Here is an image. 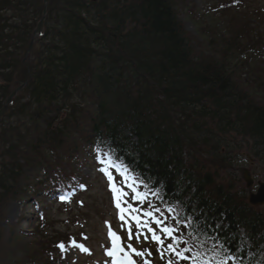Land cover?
Wrapping results in <instances>:
<instances>
[{
  "label": "trees",
  "instance_id": "trees-1",
  "mask_svg": "<svg viewBox=\"0 0 264 264\" xmlns=\"http://www.w3.org/2000/svg\"><path fill=\"white\" fill-rule=\"evenodd\" d=\"M29 1L34 25L41 0H0V12L21 14ZM187 1L49 0L39 46L30 52L34 63L27 66L21 57L30 30L0 27V52L12 44L15 53V66L7 52L0 55V70L8 72L0 84L15 85L14 73L20 84L29 72L20 93L26 102L14 101L11 110L17 119L34 118L14 145L7 131L0 134V224L10 202L26 200L31 190V200L66 190L82 167L108 154L155 190L159 203L180 209L176 223L187 222L182 235L204 257L221 243L246 262L240 228L254 247L264 242V214L199 162L204 156L211 167L228 169L246 148L264 164L262 73L228 57L231 38L202 47L181 20ZM76 98L80 107L72 103ZM3 238L0 228V243ZM39 256L5 260L31 264Z\"/></svg>",
  "mask_w": 264,
  "mask_h": 264
},
{
  "label": "rangeland",
  "instance_id": "rangeland-1",
  "mask_svg": "<svg viewBox=\"0 0 264 264\" xmlns=\"http://www.w3.org/2000/svg\"><path fill=\"white\" fill-rule=\"evenodd\" d=\"M188 1L187 8L183 9L185 14L181 15V20L184 29L193 36L202 47H206L205 43L208 42V40L217 42L219 40V35L223 36L228 33L233 39L238 34H241L243 39L238 41L234 38V43L230 46L229 53L227 52L228 57L230 54L233 60L238 59L243 61L244 59H241L237 54L238 50L243 49L244 51H247L257 48V59L264 67V0H243L242 2H234L231 4L230 2L232 0ZM223 1L226 2L227 5H218ZM32 3L33 1H29L28 4L25 3L24 11L21 14L18 10L13 9H5L0 12V17L3 19L0 21V27L7 25L8 27L24 28L27 32L30 30V37L27 41V50L25 55L21 57V63L24 59V63H22L23 65L34 63L35 56L30 52L34 45L37 47L39 46L36 44L37 38L33 36V31L35 30L39 19L34 25L33 21L30 20V17L34 16L32 14ZM41 5L43 6V0H41ZM229 5L233 6V11L228 13ZM214 8H216L219 14L222 13L221 17L220 15L217 16L215 14L216 12L214 11ZM187 11H190L191 14ZM224 16L226 17L228 25L226 31L223 29L225 21V18H223ZM20 31L23 33L26 32L21 29ZM252 43L253 45L249 46ZM214 47L215 46L211 48ZM216 48H218V46H216ZM218 49L220 52L223 51L222 46H219ZM5 52H7L4 56L6 60L10 65L15 66V53L12 44H8L6 51L1 50L0 55H4ZM0 58L2 57L0 56ZM257 67L259 68L260 65ZM2 73L8 72L0 70V76ZM16 75L17 73L13 74V80L16 84L14 85V82L12 81V87H10V83L0 84V109L3 107L5 100L10 97L11 94L12 103L16 101V104L20 106L22 103L26 102L24 94H20L23 89L17 88L24 83L25 86L27 85L30 79V73L28 72L25 81L20 84L17 83L18 79L15 77H18V75ZM253 85L255 84L253 83ZM3 90H7V95L4 98L1 97V91ZM72 103L77 104L79 107L81 106L79 105V100L77 98L72 101ZM11 106L12 104H9L6 112L0 117V134L7 131L4 134V137L8 140V143L14 141L21 133H24L23 129L28 128L34 119L25 115L20 119L15 118L17 116H13V113L16 111L11 110ZM61 114L62 113H59L60 118H63V115ZM53 115V113H44V116L46 117H52ZM24 116L27 117V119ZM36 123H38V121ZM71 140H73V138H71ZM10 144L14 145L13 143ZM0 149H3L2 145L0 146ZM240 152L246 153L243 149H240ZM199 162L204 165L205 170L207 169L209 172L214 173L217 182L224 186L231 185L234 180V183L238 184V187L234 191L236 194L241 191V187L244 191H247L241 180V172L239 168L235 171H227L228 169L211 167L204 156L203 158H199ZM245 168L250 170L252 176L253 174L254 176L258 174L259 176H263L261 178L264 179V166L259 161L256 162L253 160V163L248 164ZM80 171L83 172L82 178H84L83 180L88 187L85 190H81L83 193L79 194V196L64 204L50 202L44 197L38 199L37 202H33L31 201V196H34V193H32L33 191L31 190L24 202H22L23 200L13 201L6 206L4 209V220L0 224V228L4 233V241L0 243V259L3 262H0V264H10L13 260H20L21 257L28 253L36 256L41 254L42 256H39L38 258L41 260V264H108L106 250L111 248V239L109 237L110 230L121 237L123 243L126 244L125 246L130 244V242L135 241L133 238L131 240L128 239L129 225L119 218L120 212L116 207L114 194L110 187L108 176L105 174L104 177L101 178V169L94 170L90 167H82ZM42 172L43 171L40 170L38 172L39 175ZM238 178L240 179V182L236 181ZM114 183L118 188H122L124 192L128 193L127 185L116 181ZM239 193L242 196V192ZM242 200L246 202L245 196ZM139 206V204L136 205V207ZM257 209L258 211L264 212V206L258 207ZM112 218H114L115 221H113ZM132 229L137 233L138 230L136 226L132 227ZM139 231L141 232L140 229ZM64 233L71 234L70 239L73 240V233H75V235H77L75 239H78L85 244L84 247L87 248L88 251H83L80 247L73 246V243L69 244L62 251L58 247V244L60 243H54V240L60 238ZM158 234H160L162 238H167L160 232ZM19 236H24L25 238H28V240H21ZM141 236H143V234ZM47 238L50 239L47 240ZM148 239L150 241V238ZM246 243V246L250 247L251 244L248 242ZM260 245H262V243L259 242L258 249L261 248ZM148 247L150 248L154 246L149 245ZM157 248H160V245L157 244ZM150 252L155 257H151L154 264H168L169 260L173 261V264H180L176 256L172 255L170 252L168 255L163 252V258L158 256L155 250H150ZM78 255H82L83 259L80 258V260H78ZM5 259H10L11 262L9 263ZM140 259L144 258L140 257Z\"/></svg>",
  "mask_w": 264,
  "mask_h": 264
},
{
  "label": "snow or ice",
  "instance_id": "snow-or-ice-1",
  "mask_svg": "<svg viewBox=\"0 0 264 264\" xmlns=\"http://www.w3.org/2000/svg\"><path fill=\"white\" fill-rule=\"evenodd\" d=\"M101 163H106V161H101ZM112 166V165H110ZM101 171L105 172V174L108 176L109 184L112 189V192L114 194V199L116 201V207L119 209L120 212V219L123 221L125 220V215H128L134 222L137 227V234L135 236L137 242L140 240V236L142 233L139 231L141 228H146L148 233H151V240L160 245L162 248L164 247V240L162 239L161 235L157 233L155 229H153L147 221H143L140 216L135 215V213L139 212L140 209L132 207L129 205L128 207H123L122 202L127 204V201L124 200V197L128 195V193L124 192L122 188H118L114 181L113 176L111 173L107 171L106 168H102ZM124 175V173H121ZM128 187L132 189V192L134 195L132 196V199L139 201L140 203H143L146 199L147 194L146 193H140L137 191L136 187L134 186V182L131 184H128ZM66 199V198H62ZM169 212H172L173 209H168ZM155 213H160L161 216H163V213L159 208H155L154 211H145L143 212V215L145 217H148L151 219L157 226H161L159 228V232L163 234L164 237L169 238L172 243H168L166 246V250L169 252L174 253L177 257H179L182 260H188V259H197L199 257V253H197L193 257L186 256V252H190L191 249L188 247H185L181 251H176V248L174 245H178L180 243V240L178 237L174 234L177 230L173 227L168 226H162L163 221L160 218H157L155 216ZM109 237L112 241V246L109 250L106 251V255L112 258V264H136V260L133 259V255L135 257H141L143 258L146 254L151 255L150 252L146 253L145 251L138 250L134 248L131 244H128L126 247L123 245L121 241V237L118 236L116 233L109 231ZM133 238L132 234V225L128 226V239L131 240ZM149 237L147 235L144 236V239H148ZM73 246L80 247L83 251H88L86 248L83 247V245H76L75 242H73ZM58 247L63 251L65 248V245L61 243L58 245ZM161 258H163V252H161ZM144 264H150L149 261L145 260ZM168 264H173V261L169 260ZM205 264H208L207 261H205ZM220 264V262H218Z\"/></svg>",
  "mask_w": 264,
  "mask_h": 264
},
{
  "label": "water",
  "instance_id": "water-1",
  "mask_svg": "<svg viewBox=\"0 0 264 264\" xmlns=\"http://www.w3.org/2000/svg\"><path fill=\"white\" fill-rule=\"evenodd\" d=\"M48 0H43V8H42V15L41 18L39 19V21L37 22L36 28L33 31V36L36 35H40L41 31H42V27H43V19L46 13V5H47ZM31 47V45H30ZM25 83L20 85L17 89H22L24 87ZM11 96L8 97L5 100V103L3 105V107L0 109V117L6 112L7 106L10 104L11 102ZM246 181H247V186H250L251 184V180L246 177ZM249 203L253 204V205H262L264 204V183H259V187L256 191V194H250L249 196Z\"/></svg>",
  "mask_w": 264,
  "mask_h": 264
}]
</instances>
